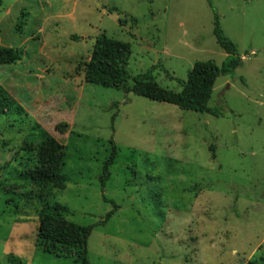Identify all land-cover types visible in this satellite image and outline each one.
Instances as JSON below:
<instances>
[{
  "label": "rangeland",
  "instance_id": "rangeland-1",
  "mask_svg": "<svg viewBox=\"0 0 264 264\" xmlns=\"http://www.w3.org/2000/svg\"><path fill=\"white\" fill-rule=\"evenodd\" d=\"M211 2L0 0V47L21 56L0 63V95L15 103L0 116V264L10 255L81 264L71 249L51 255L38 243L42 213L55 204L69 209L67 221L92 227L89 264H264V0ZM214 13L249 55L216 82L210 107L223 116L86 83L106 36L130 44L131 77L152 71L181 92L196 63L227 58ZM39 125L65 147L64 189L23 181L37 163L24 143L40 141Z\"/></svg>",
  "mask_w": 264,
  "mask_h": 264
},
{
  "label": "trees",
  "instance_id": "trees-1",
  "mask_svg": "<svg viewBox=\"0 0 264 264\" xmlns=\"http://www.w3.org/2000/svg\"><path fill=\"white\" fill-rule=\"evenodd\" d=\"M213 7L211 0H208ZM124 26L123 22H120ZM214 36L218 45L226 52L227 58L221 67L210 63H196L188 74L186 82H180L181 92L167 90L159 86L152 75V71L131 77L127 73L130 60V44L119 42L102 36L96 40L90 60L85 65L84 75L86 83L110 89H125L126 94H134L153 102L169 104L184 111L208 114L213 117L223 116L222 110L211 108L214 89L218 78L232 75L243 64L236 46L224 35L220 27L219 17L214 13ZM78 40L77 37L73 38ZM21 60L20 54L12 49L0 47V63L14 65ZM131 86L128 87V83ZM15 103L13 99L2 93L0 95V116L11 112ZM67 124L57 126V130L65 133ZM40 141L36 144L25 142L23 150L37 154V163L33 170L22 174L24 183L34 186L64 189L67 179L62 175L65 167L62 152L65 147L50 135L41 125L36 127ZM212 156L215 154L211 149ZM117 148L106 160L102 181L110 178L109 168L114 165ZM51 207V206H50ZM42 213L38 232V243L48 254L60 255L59 248L71 249L81 264H89L88 241L92 234V227H84L67 221L64 216L70 214L69 209L61 204H55ZM48 211V212H47ZM114 213L108 215V219ZM9 264H26L15 255L8 258Z\"/></svg>",
  "mask_w": 264,
  "mask_h": 264
},
{
  "label": "crops",
  "instance_id": "crops-1",
  "mask_svg": "<svg viewBox=\"0 0 264 264\" xmlns=\"http://www.w3.org/2000/svg\"><path fill=\"white\" fill-rule=\"evenodd\" d=\"M251 55L253 56V55H257V54H256L255 51H252V52H251ZM242 59H243V62H244V61H247V60L249 59V55L246 54L245 56H242Z\"/></svg>",
  "mask_w": 264,
  "mask_h": 264
}]
</instances>
